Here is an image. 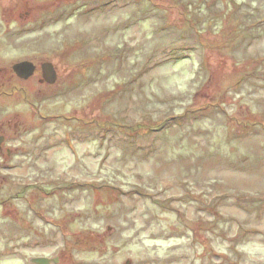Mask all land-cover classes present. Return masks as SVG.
<instances>
[{"label": "rangeland", "instance_id": "obj_1", "mask_svg": "<svg viewBox=\"0 0 264 264\" xmlns=\"http://www.w3.org/2000/svg\"><path fill=\"white\" fill-rule=\"evenodd\" d=\"M0 46L59 77L0 264H264V0H0Z\"/></svg>", "mask_w": 264, "mask_h": 264}, {"label": "flooded vegetation", "instance_id": "obj_2", "mask_svg": "<svg viewBox=\"0 0 264 264\" xmlns=\"http://www.w3.org/2000/svg\"><path fill=\"white\" fill-rule=\"evenodd\" d=\"M0 48H3L0 46ZM27 62L19 70L15 69L18 63ZM47 62V61H45ZM27 58L19 59L12 63L11 77L0 78V165H32L40 164L43 158L44 149V122L48 117L43 111V105L46 99L53 97L52 91L44 88H51L57 81L58 71L54 64L57 78L55 82H49L43 75V64ZM2 69L0 67V73ZM33 83L40 85L39 89L32 88ZM44 90V91H43ZM7 99V100H5ZM30 104L33 109L32 118L39 121V125L29 124V115L25 112L26 104ZM23 109L17 110L13 105H22ZM70 120L72 116H65ZM86 123V122H85ZM34 127H32V126ZM27 127L35 128L30 137H27ZM72 140L70 131L65 130V138ZM51 137V136H50ZM50 137L46 143H52ZM63 143V141H61ZM72 146V145H71ZM71 148V147H70ZM46 155V154H45Z\"/></svg>", "mask_w": 264, "mask_h": 264}, {"label": "water", "instance_id": "obj_3", "mask_svg": "<svg viewBox=\"0 0 264 264\" xmlns=\"http://www.w3.org/2000/svg\"><path fill=\"white\" fill-rule=\"evenodd\" d=\"M27 62L18 63L15 66V69L19 70L20 67H23ZM43 75L45 79L49 82H55L57 78V73L55 71L54 64L50 61H47L43 64Z\"/></svg>", "mask_w": 264, "mask_h": 264}]
</instances>
